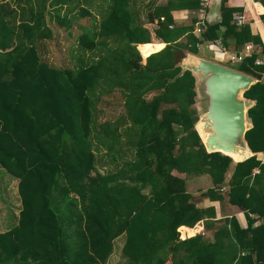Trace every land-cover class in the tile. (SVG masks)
Instances as JSON below:
<instances>
[{"label": "trees", "instance_id": "trees-1", "mask_svg": "<svg viewBox=\"0 0 264 264\" xmlns=\"http://www.w3.org/2000/svg\"><path fill=\"white\" fill-rule=\"evenodd\" d=\"M224 3L196 38L197 21L175 25L171 12L200 0H167L143 20L134 0H0V168L20 204L0 233V264H106L122 235L125 264H264V14L253 35ZM58 32L66 50L55 64L39 50L59 47ZM151 39L164 47L151 53L161 45ZM228 39L259 49L234 69L255 80L242 94L253 101L252 156L234 165L205 152L195 79L179 67L197 46ZM202 177L209 187L189 183ZM204 200L242 213L245 228Z\"/></svg>", "mask_w": 264, "mask_h": 264}, {"label": "water", "instance_id": "water-1", "mask_svg": "<svg viewBox=\"0 0 264 264\" xmlns=\"http://www.w3.org/2000/svg\"><path fill=\"white\" fill-rule=\"evenodd\" d=\"M181 72L189 71L194 79L201 97L206 103L204 113L205 127L209 134L202 142L195 125L196 132L206 153H220L231 159L232 165L240 163L252 156L245 140L244 133L251 128L246 120V111L253 105V101L242 97L255 80L212 61H208L188 54L179 64ZM197 81V82H196ZM236 154L233 160L229 154Z\"/></svg>", "mask_w": 264, "mask_h": 264}, {"label": "crops", "instance_id": "crops-1", "mask_svg": "<svg viewBox=\"0 0 264 264\" xmlns=\"http://www.w3.org/2000/svg\"><path fill=\"white\" fill-rule=\"evenodd\" d=\"M166 1L167 0H134V8L139 11L140 17L143 20L145 18L146 13L151 9L152 6L154 7V6L164 5L166 3ZM221 1L222 0H208L206 5L197 11H186V10L173 11V12H171L172 20H173L174 24L178 25V26L188 25L192 19H195L196 21L202 20V21H204L205 24L216 23L219 21V6L221 4ZM224 4L226 7L238 9L239 12H236L235 14H239L242 16L243 24L248 23L251 34L254 35L256 33V31H257L256 22L255 23L251 22V20L255 19L256 16L264 14V10L257 0H225ZM145 27L148 30H152L154 28V24H146ZM151 37L153 38L152 34H151ZM151 43L161 44V45H156V46H148V47H150L151 53H155L164 47V44H162L159 41L154 40V39H151ZM151 43H149V44H151ZM144 45H147V44H144ZM220 45L221 46L217 47L214 44L208 45L205 43V44L199 46L197 48L198 49V57L205 59V60H208V61H212V62L217 63V64H220L224 67H227L228 65H235L236 66L237 62H235L232 58L241 54L243 47L242 48L240 47V49L238 50V47H236L234 45L232 39L225 40L223 43L221 42ZM60 46L55 47L56 58L58 56L62 55L61 52L63 51V49H62V45H60ZM138 46H140V45H138ZM157 47H159V48H157ZM57 48L60 51L57 50ZM145 48L146 47H143V49H145ZM154 48H156V49H154ZM203 48H205L206 52L202 51ZM143 49L141 50V52H143ZM44 51L46 53V49H44ZM254 51L258 52L259 49L251 46L250 53H252ZM148 55L149 54H145V53L143 54L144 57H147ZM89 56H90V58H92L91 54L88 53L86 55V57H89ZM48 57H49V55H48ZM48 57H46V58H48ZM50 61H51V59L49 58V62ZM227 68H229V67H227ZM229 69L234 70L233 68H229ZM204 122H205V120L203 119L200 122H198V124L196 126L202 142H205L207 140L208 134H209V130L207 127H205ZM255 156L258 160H260L261 162H264V154L257 153V154H255ZM106 167H109V166L108 165L103 166V170H105V172H107ZM111 168L112 167L110 166L108 171H110ZM202 180L204 181V179H202ZM14 181H16V180H14ZM189 183L191 185H193V184L195 185V184H197V181L191 180ZM202 183H204L205 187H207V181L202 182ZM16 184H17V181H16ZM18 201H19V199H18ZM201 206L202 207H207V206L213 207L215 210L216 219H220L224 216H228V217L233 216L236 219L238 225L241 228H245V219H244L242 213L237 212L234 208L228 206L225 202L218 203V202H209L207 200H204L201 203ZM19 209H20V204H19ZM19 209H18V211H19ZM17 214H18V212H17ZM17 214L15 217H13V220H14L13 223L9 224L7 226V228H4V230L0 231V233L9 230L12 226L15 225ZM182 228H184V227H181L180 229H182ZM180 229H179V233H180ZM184 229H186V228H184ZM189 230H194L193 235L200 233L203 231L202 224L198 223L194 226V228L189 229ZM193 235H191V236H193ZM205 235L209 236V234H207V233ZM180 236H181V234H180ZM191 236L187 237V234H186V235H184L183 238H181V237L180 238L184 239V238H189Z\"/></svg>", "mask_w": 264, "mask_h": 264}, {"label": "rangeland", "instance_id": "rangeland-1", "mask_svg": "<svg viewBox=\"0 0 264 264\" xmlns=\"http://www.w3.org/2000/svg\"><path fill=\"white\" fill-rule=\"evenodd\" d=\"M63 36H64L63 32H58V34L55 36V38L58 37L59 39L57 38L58 39L57 43L55 41V42H53V44L54 45L55 44L62 45V49H63V51H65L66 47L63 46V42H62ZM40 46H41V49L39 50V52H40L41 58L44 59V58L48 57V55H49V57L47 59L49 60V58H50L52 62H54L55 64H58L60 58H59V56L57 58L55 56V52H56L55 47L51 43L48 44L46 42H43L42 44H40ZM74 46H75V44H72L69 51H71V49L73 50ZM44 49H46V53H45ZM202 51L206 52L205 48H203ZM187 56L188 55H186V57ZM195 56L198 57V55H195ZM227 67L233 68V69L236 68L235 65H228ZM195 89H196V96L194 99V108L196 110V114H200L202 111L203 102H201V97L198 93V87L196 86ZM96 154H98V153H96ZM96 157H97V159H99L98 155ZM98 170L101 173L105 172V170H103V167H98ZM106 170L108 171L109 167H106ZM202 179H204V181ZM193 180L197 181V184L193 185V187L199 186V185H205L202 182H206V181H208L207 187H209V180L207 177L193 178ZM188 188H189V185H188ZM191 191H192V189H191ZM18 209H19V201H18V197H17V193H16V181H14L12 178H10L0 168V231L4 230V228H7V226L9 224L13 223V221H14L13 217L16 216ZM123 241H124L123 235L119 236L117 239H115L113 241L112 251H111V254H110L106 264H125V260L120 254V248H121Z\"/></svg>", "mask_w": 264, "mask_h": 264}, {"label": "built area", "instance_id": "built-area-1", "mask_svg": "<svg viewBox=\"0 0 264 264\" xmlns=\"http://www.w3.org/2000/svg\"><path fill=\"white\" fill-rule=\"evenodd\" d=\"M207 1H208V0H200V3H201V5H202V7H204V6L206 5ZM232 22H233V24H234L235 26H241V25L243 24V18H242V16L239 15V14H233V15H232ZM204 25H205L204 21H202V20H197V22H196V24H195V27H194V30H193V35H194L196 38H198L199 35L201 34V32H202V30H203V28H204ZM213 44H214L215 46H217V47L221 46L219 40H216ZM208 45H211V44H208ZM198 47H199V46H197V48H198ZM250 48H251L250 45H244L241 54L237 55L236 57H233L232 59H233L235 62H237V63L240 62L241 59H242L243 57L249 55V53H250ZM255 63H256V64H262L263 61L258 60V61H256Z\"/></svg>", "mask_w": 264, "mask_h": 264}, {"label": "bare ground", "instance_id": "bare-ground-1", "mask_svg": "<svg viewBox=\"0 0 264 264\" xmlns=\"http://www.w3.org/2000/svg\"><path fill=\"white\" fill-rule=\"evenodd\" d=\"M205 110H206V103L205 102H203V105H202V111H201V113L199 114V122L201 121V120H205V118H204V113H205ZM197 124H198V122H197ZM197 124L195 125V129H196V131H197V128H196V126H197ZM197 133H198V135H199V132L197 131ZM199 137H200V135H199ZM200 139H201V137H200ZM202 141V140H201ZM230 156H231V158L233 159V160H235V159H237L238 158V156L236 155V154H229Z\"/></svg>", "mask_w": 264, "mask_h": 264}]
</instances>
